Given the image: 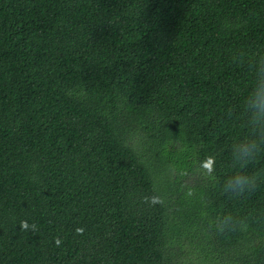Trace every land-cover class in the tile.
Listing matches in <instances>:
<instances>
[{
	"label": "trees",
	"instance_id": "trees-1",
	"mask_svg": "<svg viewBox=\"0 0 264 264\" xmlns=\"http://www.w3.org/2000/svg\"><path fill=\"white\" fill-rule=\"evenodd\" d=\"M261 62L264 0H0V264H264Z\"/></svg>",
	"mask_w": 264,
	"mask_h": 264
},
{
	"label": "clouds",
	"instance_id": "clouds-1",
	"mask_svg": "<svg viewBox=\"0 0 264 264\" xmlns=\"http://www.w3.org/2000/svg\"><path fill=\"white\" fill-rule=\"evenodd\" d=\"M246 119L242 126L248 129L245 138L230 147L231 159L234 170L225 176L219 184L220 192L229 199H240L250 195L257 188L260 178L250 174L246 169L262 155H264V62L256 69V86L252 94L245 102ZM207 172L213 180L215 177V166L208 167ZM191 197L193 192L188 191ZM157 197L152 198V203H159ZM239 221L232 214H225L218 219L217 227L220 231L233 230ZM35 230V225L31 226ZM23 229H28L29 224L24 222ZM60 240L56 241L59 245Z\"/></svg>",
	"mask_w": 264,
	"mask_h": 264
}]
</instances>
